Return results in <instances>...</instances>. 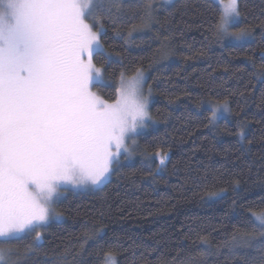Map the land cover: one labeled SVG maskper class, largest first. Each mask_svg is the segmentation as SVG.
<instances>
[{"label":"trees","instance_id":"trees-1","mask_svg":"<svg viewBox=\"0 0 264 264\" xmlns=\"http://www.w3.org/2000/svg\"><path fill=\"white\" fill-rule=\"evenodd\" d=\"M154 4L147 29L133 8L117 23L101 13L103 51L92 58L107 81L93 90L108 102L122 74L147 73L155 126L137 135L139 156L99 189L67 192L39 246L35 232L3 244L14 260L104 264L111 253L117 264H264L250 215L264 210V0H239L238 27L252 37L242 44L214 34L213 0ZM219 103L229 115L212 123ZM157 153L167 154L163 165Z\"/></svg>","mask_w":264,"mask_h":264},{"label":"snow or ice","instance_id":"snow-or-ice-1","mask_svg":"<svg viewBox=\"0 0 264 264\" xmlns=\"http://www.w3.org/2000/svg\"><path fill=\"white\" fill-rule=\"evenodd\" d=\"M214 3V34L245 40L247 30L230 31L239 0ZM125 7L136 10L143 27L152 25L154 0H0V264H24L2 245L35 232L32 244L39 246L36 230L60 219L52 208L59 190L103 185L120 155H130L126 140L146 124L139 70L128 81L122 74L114 102L91 91L100 75L92 58L101 50V13L117 23ZM221 108L227 105L212 106V119ZM157 155L163 165L167 154ZM250 215L264 235V210ZM103 259L117 264L111 253Z\"/></svg>","mask_w":264,"mask_h":264},{"label":"rangeland","instance_id":"rangeland-1","mask_svg":"<svg viewBox=\"0 0 264 264\" xmlns=\"http://www.w3.org/2000/svg\"><path fill=\"white\" fill-rule=\"evenodd\" d=\"M161 1H162V0H161ZM173 1H174V0H172V2H173ZM213 1H214V0H213ZM168 5H169V4H168ZM89 23H91V21H89ZM238 23H239V18H238V22L235 24V26H234L233 28H230V31H238V30L242 29V28L238 27ZM147 28H149V27H146V29H147ZM94 30H95V29H94ZM248 33H249V32H248ZM249 34H250V33H249ZM251 39H252V37H251V35H249V36H248L245 40H243V41H234V40H231V39H229V38H224L223 40H224L226 43H231V44H242V43H245V42H247V41H249V40H251ZM100 45H101V42H100ZM100 51H103L102 46H101V50H100ZM263 55H264V53H263ZM92 63H93V59H92ZM95 67H96L97 69L100 70V75H99V77H97V78L93 81V83H92V85H91V91L97 95V93L93 90V85H94V84H105V83H107V81H106V79L104 78V75H103V71H102V69H101L100 67H97V66H95ZM139 71L143 74V77H144V82H143V85H142V91H143V95H144V97L147 98V109H146V111H147L148 119L146 120V124H145V126H144L143 128H141V129H139L138 132H137V134L131 136L130 139H127V140H126V144H127V146H128V149H129L130 155H125V154L122 153V154L120 155V157H119V163H118V164H120L121 162H124V161H125V162H126V161H132V160L136 159V158L139 156V153H138V150H137V141H136L137 135H139V134H141V133H143V132H146L147 130H149L150 128H153V127L155 126L154 121H153V119L151 118V116H150V114H149V111H148V108H149L150 102H151V100H152V96L150 95V93H149V92L147 91V89L145 88V81H146L147 73H146L145 70H139ZM136 74H137V72H136L135 74L129 76V77H125V78H124L125 81L131 80L132 78H134V77L136 76ZM120 87H121V80H120V82H119V84H118L117 89L120 88ZM97 96H99V95H97ZM99 97H100V96H99ZM114 101H115V100H114ZM114 101H112V102H114ZM109 103H111V102H109ZM224 104H226V103L210 104V110H211V121H212V123H216L220 118L227 117V116L229 115L228 105L226 104V105H227V110L225 111V110H223V108H221V110L217 113L216 118H215V119H212V106H213V105H221V106H222V105H224ZM241 132H243V134H244V131H242V130L239 131L238 136H239V139H240V140H242L241 135H240ZM157 154H158V153H157ZM157 154L153 155L152 157H153V158H157V159L159 160V157H158ZM148 159H150V157H149ZM159 162H160V160H159ZM118 164H114V165H113V168L115 167V165H118ZM111 174H112V173H111ZM110 177H111V175L107 178V180L105 181V183L110 179ZM105 183H104V184H105ZM104 184H103V185H104ZM103 185H99V186L88 185V186L74 187L73 185L68 184V185L62 187V188L59 190L60 195H59V197H58L57 202H58L59 200L63 199V198L66 196L67 192H69V191H73V192H87V191H90V190H96V189H99V188L102 187ZM57 202H56V203H57ZM56 203H54V204L52 205V208H53V210H54L55 213L59 214V217H60L59 220H61V219H62V215H61L60 213H58V212L56 211V209H55V205H56ZM59 220H56V221H59ZM53 222H54V221H53ZM40 230H41V228H40V229H37L36 231H39V232H40Z\"/></svg>","mask_w":264,"mask_h":264}]
</instances>
